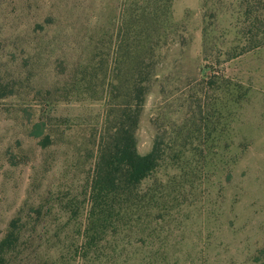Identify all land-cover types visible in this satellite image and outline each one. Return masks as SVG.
I'll return each mask as SVG.
<instances>
[{"label":"rangeland","instance_id":"obj_1","mask_svg":"<svg viewBox=\"0 0 264 264\" xmlns=\"http://www.w3.org/2000/svg\"><path fill=\"white\" fill-rule=\"evenodd\" d=\"M123 5L0 0V240L23 209L21 264H264V45L228 59L242 41L232 0L173 5L178 43L161 53L136 134L141 155L157 135L173 151L187 146L183 168L165 158L144 184L166 186L162 220L96 254L76 249L85 211L70 220L59 199L82 192L91 160L78 148L105 110L79 94L78 69L103 56ZM199 123L209 133L193 132ZM200 143L210 147L203 161L192 154Z\"/></svg>","mask_w":264,"mask_h":264},{"label":"trees","instance_id":"obj_2","mask_svg":"<svg viewBox=\"0 0 264 264\" xmlns=\"http://www.w3.org/2000/svg\"><path fill=\"white\" fill-rule=\"evenodd\" d=\"M175 1L124 0L115 32L107 39L105 53L102 57L95 53L91 61L78 69L79 94L105 103L102 121L90 129L87 147L78 148L79 158L85 154L91 160L86 184L78 196L59 199L61 210L70 220L77 219L81 211H85L84 227L79 231L81 241L76 248L82 254H96L122 233L138 231L144 223L149 224V220H162L167 188L162 183H155L154 188L144 184L158 171L165 158L182 162L178 164L181 168L184 166L186 145H176L173 151L165 147L163 138L157 135L152 150L141 155L136 135L147 96L157 76L161 53L178 43V25L173 12ZM232 2H236L242 19V41L234 48L235 53L229 54V60L264 45V0ZM5 88L0 81V97L5 96L2 93ZM201 113L199 110L198 114ZM192 121L193 118L178 125L174 132L177 135L188 133ZM201 124L193 129L199 137L203 132L209 133L208 127L203 128ZM44 131V146L48 147L51 135L49 129ZM209 150L207 144L200 143L192 154L203 161L209 156L205 151ZM23 211L12 220L0 240V264H18L23 260L27 226L23 222ZM40 212L36 210L37 214Z\"/></svg>","mask_w":264,"mask_h":264}]
</instances>
